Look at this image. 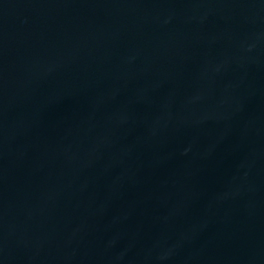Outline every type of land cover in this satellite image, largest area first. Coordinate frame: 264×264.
I'll list each match as a JSON object with an SVG mask.
<instances>
[{"label":"water","instance_id":"water-1","mask_svg":"<svg viewBox=\"0 0 264 264\" xmlns=\"http://www.w3.org/2000/svg\"><path fill=\"white\" fill-rule=\"evenodd\" d=\"M0 264H264V0H0Z\"/></svg>","mask_w":264,"mask_h":264}]
</instances>
